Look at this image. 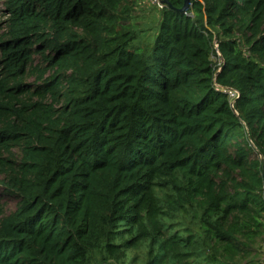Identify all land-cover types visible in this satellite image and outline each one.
Returning a JSON list of instances; mask_svg holds the SVG:
<instances>
[{
    "label": "trees",
    "instance_id": "1",
    "mask_svg": "<svg viewBox=\"0 0 264 264\" xmlns=\"http://www.w3.org/2000/svg\"><path fill=\"white\" fill-rule=\"evenodd\" d=\"M140 1L4 0L0 264H260L264 0Z\"/></svg>",
    "mask_w": 264,
    "mask_h": 264
},
{
    "label": "rangeland",
    "instance_id": "2",
    "mask_svg": "<svg viewBox=\"0 0 264 264\" xmlns=\"http://www.w3.org/2000/svg\"><path fill=\"white\" fill-rule=\"evenodd\" d=\"M5 6L4 0H0V25H3L6 21L5 17ZM160 9L154 7L148 0H142L137 5V8L134 9L132 24L134 28L143 34L140 39L134 44L135 46L139 45H154V36L158 31V21H159ZM5 32V28L0 30V36ZM152 45V46H153ZM216 62L218 60L214 58ZM29 83H33L34 79H30ZM15 155H18L17 151H14ZM1 179V178H0ZM0 205L3 207L5 215H9L14 212L17 208V201L14 198H10L5 194V190L0 186ZM168 223H181L186 228H191L193 230L198 229V224L196 218L192 213L187 215L180 214L175 216V218L166 219ZM168 226V224H166ZM179 228V231H182L184 228ZM264 258V249L262 250L261 256L259 258L260 263ZM151 261L150 257L147 255V246L141 248L138 252L133 251L129 253L128 258L125 260L124 264H147Z\"/></svg>",
    "mask_w": 264,
    "mask_h": 264
},
{
    "label": "built area",
    "instance_id": "3",
    "mask_svg": "<svg viewBox=\"0 0 264 264\" xmlns=\"http://www.w3.org/2000/svg\"><path fill=\"white\" fill-rule=\"evenodd\" d=\"M149 3H151L154 7H157L158 9H160V11H162L165 7V5L162 4L161 0H148ZM237 93H232V96H235ZM260 264H264V258L262 259Z\"/></svg>",
    "mask_w": 264,
    "mask_h": 264
},
{
    "label": "water",
    "instance_id": "4",
    "mask_svg": "<svg viewBox=\"0 0 264 264\" xmlns=\"http://www.w3.org/2000/svg\"><path fill=\"white\" fill-rule=\"evenodd\" d=\"M197 1H200V0H197ZM161 2H162L163 5H166V6L170 7V4H169L168 0H161ZM189 3H190V0H185V6L181 10L182 13H186L188 11Z\"/></svg>",
    "mask_w": 264,
    "mask_h": 264
}]
</instances>
